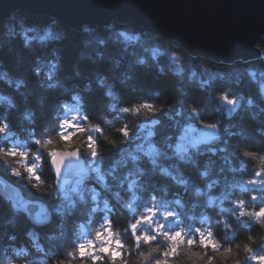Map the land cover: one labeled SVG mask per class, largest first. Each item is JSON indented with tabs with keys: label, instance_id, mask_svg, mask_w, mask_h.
Wrapping results in <instances>:
<instances>
[{
	"label": "clouds",
	"instance_id": "clouds-1",
	"mask_svg": "<svg viewBox=\"0 0 264 264\" xmlns=\"http://www.w3.org/2000/svg\"><path fill=\"white\" fill-rule=\"evenodd\" d=\"M257 2L264 6V0ZM252 50L227 60L189 51L172 36L132 19L113 17L102 24L83 20L74 27L55 14L0 18V165L11 176L56 201L55 178L41 176L45 158L58 175L68 157L83 153L96 158L112 149L123 153L140 121L139 135L148 143L137 150L151 157L160 174L187 185L185 192L193 197L185 204L182 194L169 200L149 192L139 206L141 197L133 188L145 190L137 183L143 170L135 167L140 156L128 153L133 178L126 174L127 188L114 192L128 213L123 223L113 220L106 198L102 207H83L78 213L82 218L69 222L77 215L75 201L29 215L5 197L10 215L0 216V264H264V32L252 42ZM82 61L105 63L107 70L83 75L78 67ZM69 64L72 74L62 76ZM161 78H167L173 91L154 86ZM192 91L203 99H191ZM206 104L215 109L211 120L201 118ZM93 106L97 114L89 110ZM182 116L195 117L205 142H219L207 152L220 164L209 159L199 171L205 188L177 179V165L157 163V158H167L166 147L171 146L167 136L160 147L151 142L156 133L149 124L161 126V117L175 122ZM181 139L192 147L200 142L187 135ZM177 151L179 160L192 159L187 146ZM128 163L122 155L111 167ZM99 168L92 171L99 175ZM245 168L247 174L239 175ZM224 173L230 178H223ZM107 175L124 183L111 169ZM213 187H219V194L207 195ZM98 195L93 190L91 201ZM79 202L86 204L83 195ZM98 212L103 215L93 223ZM21 214L32 225L22 238L16 231ZM54 214L59 219L52 230L37 231L52 224Z\"/></svg>",
	"mask_w": 264,
	"mask_h": 264
},
{
	"label": "water",
	"instance_id": "water-1",
	"mask_svg": "<svg viewBox=\"0 0 264 264\" xmlns=\"http://www.w3.org/2000/svg\"><path fill=\"white\" fill-rule=\"evenodd\" d=\"M18 8L58 15L74 27L83 20L102 24L113 17L132 19L172 36L189 51L226 60L252 54V42L264 32V6L257 0H0V18ZM49 171L58 193L89 174L81 155L66 158L58 175L50 165ZM0 196L22 205L29 215L48 212L42 201L25 197L1 175Z\"/></svg>",
	"mask_w": 264,
	"mask_h": 264
},
{
	"label": "trees",
	"instance_id": "trees-1",
	"mask_svg": "<svg viewBox=\"0 0 264 264\" xmlns=\"http://www.w3.org/2000/svg\"><path fill=\"white\" fill-rule=\"evenodd\" d=\"M16 14V15H25L31 19H38V18H46L48 13H32L27 12L24 9H16L10 14ZM9 14V15H10ZM8 15V16H9ZM7 16V17H8ZM6 17V18H7ZM4 18V19H6ZM127 20V19H126ZM81 73L83 75H90L93 72L96 71H106L107 65L105 63H100L98 65H92L87 61H82L78 65ZM72 74L73 68L71 64L65 69L64 72L61 73L63 76L64 74ZM144 79L150 81V77H144ZM155 87L160 88L163 91L171 92L173 91V86L169 83L167 78H161V80L155 82ZM191 99H203V94L197 91L191 92ZM126 100L135 99V97H125ZM93 114H97V111L95 107H90L89 109ZM215 116V109L212 104H206L204 106V110L201 112V118L211 120ZM162 119V125L161 126H152L149 124V127H152L155 131L156 135L153 138H150V141L153 142L157 147H160L162 145V142L167 136V144L171 147H166L167 151V158H157L158 165H164L169 166L172 164L177 165V168L179 170V176H177V179H186L189 184L192 186H200L201 188H205L206 181L202 180L199 176V171L204 167V162L206 160H215L216 165L218 166L220 164V160L217 156L212 155L211 153L207 152L208 147H218L217 141L209 140L207 142H200L196 144L195 147H188V155L192 157L191 160L184 162L179 160L180 153L175 150L174 146L177 140V137L179 136L181 129L183 127L191 125V127L195 128H201V126L196 122L195 117H180L173 121H168L161 117ZM140 121H137L136 129H134L131 138L127 142L126 145H124V152L122 153L120 150L112 149V150H106L104 153L99 154L96 158H92L88 156L87 154L81 153V157L86 163V165L89 168V176L79 178L76 181L73 182V184L70 186L69 190L62 194H57V200L52 201L49 199L47 194H41L37 193L30 185H28L23 179L13 177L11 176L7 168L0 165V175L12 182L13 184L17 185L22 193L32 199H40L44 201L48 208L51 210L52 208L56 207L57 204L61 205H67L69 200L77 202L78 209H77V215L70 218L69 222H71V219H80L82 217L79 216V210L83 207L90 206L93 203L98 204L102 207V201L103 199H108L110 205L113 207V212L110 213L112 215V218L116 222L123 223L124 219L127 217L128 213L125 212L119 205V203L114 199V192L116 190L123 191L127 188L128 180H131L133 176L129 174V170L133 169V164L130 161V157L127 156L128 153H131L133 155H139L140 159L135 162V167H139L143 171L141 173H137L141 177L139 181H137L138 184L143 183L145 185V190L143 192H140L137 188H133V191L137 192V195L141 197V201L139 202V206H143L144 203L147 202L148 193L149 192H156L159 194L162 199H173V194H176V198H180L182 194V203L190 204L193 200V197L191 195L190 190L185 192V188L187 185H180L177 184L171 177H165L164 175L160 174L158 170L155 169V166L151 164V157L146 156L142 151L137 150V145H140L141 148H146L147 143L143 140V136L139 135V126ZM173 123H175V126H173ZM13 125H15V121L13 119ZM37 131L39 132V128H37ZM124 155L125 158L129 160L128 164L124 165H118L115 169H112V165L115 161L120 159V157ZM195 161V163H193ZM234 166L237 164L236 158L233 157ZM97 165L100 166L99 168V175L97 173L93 172L92 169L95 168ZM112 170L113 176L119 177V180H123V184L118 185V181L114 180L112 177H109L107 175L108 170ZM170 171H172L173 175H177V169L170 168ZM126 174L128 175V180H124V176ZM247 169L245 168L243 171L239 173V175H246ZM104 176V180H100V176ZM41 176L43 179L52 181L53 177L49 171V163L47 159L44 160V168L43 172L41 173ZM212 176L215 178L217 177V173L214 171L212 173ZM223 178H230V174L224 173L222 174ZM93 190L99 193L97 201L92 202L91 196L93 194ZM219 187H213L206 190L207 195H218L219 194ZM83 195L85 197L86 204L81 205L79 202V196ZM11 201V200H10ZM13 202V201H12ZM174 207H179L177 205H170ZM10 215L9 212V206L7 203L4 202V198L0 196V216L7 217ZM103 213L98 212L93 216V223L98 222L101 219V216ZM210 215L214 216L215 212H211ZM19 223L16 231L20 234L21 238L23 236V232L32 225L27 221V219L24 217L23 214L19 216ZM58 217L54 214L52 217V224L46 225L44 227H40L37 229V231L41 233H47L52 230L53 225H55L58 222ZM171 219V218H170ZM57 253L59 254V250L57 249Z\"/></svg>",
	"mask_w": 264,
	"mask_h": 264
},
{
	"label": "rangeland",
	"instance_id": "rangeland-1",
	"mask_svg": "<svg viewBox=\"0 0 264 264\" xmlns=\"http://www.w3.org/2000/svg\"><path fill=\"white\" fill-rule=\"evenodd\" d=\"M201 132H202V128L191 127V131H189V126L183 127L181 129L179 136L177 137V140H176V143L174 146L175 150L176 149H182L185 146L192 147L190 144H185V142L181 139V137H184L185 135H187L193 141L198 140L200 142H205L204 139L202 138V136L200 135ZM196 144H198V143H196Z\"/></svg>",
	"mask_w": 264,
	"mask_h": 264
}]
</instances>
